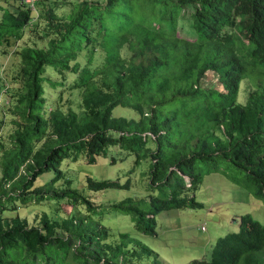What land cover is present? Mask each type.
<instances>
[{
  "label": "trees",
  "instance_id": "obj_1",
  "mask_svg": "<svg viewBox=\"0 0 264 264\" xmlns=\"http://www.w3.org/2000/svg\"><path fill=\"white\" fill-rule=\"evenodd\" d=\"M2 1L0 57L14 69L3 76L0 63V130L11 127L0 136V264H161L104 221L131 217L155 237L161 213L204 207L196 192L212 173L264 203V0ZM117 149L149 164L148 195L97 202L133 180L86 175L88 195L63 170L114 166ZM45 201L71 212L44 210L34 224L20 212ZM189 264H264V225L242 216Z\"/></svg>",
  "mask_w": 264,
  "mask_h": 264
},
{
  "label": "rangeland",
  "instance_id": "obj_2",
  "mask_svg": "<svg viewBox=\"0 0 264 264\" xmlns=\"http://www.w3.org/2000/svg\"><path fill=\"white\" fill-rule=\"evenodd\" d=\"M10 2L11 4L15 3V1ZM3 5L8 7L0 0V7ZM9 8L11 9V5H9ZM1 15L2 11L0 9ZM181 33L182 36L189 37L185 31H181ZM27 42H29L28 35L25 36L23 41L19 42L18 46H23ZM11 60L7 56L0 57V63L3 65V76H6L8 70L10 73L13 71L14 66H11ZM249 88H251V85L247 81L242 86L240 101L243 103L246 102L244 91ZM49 89L53 91V89ZM1 101L4 102L5 99H1ZM114 115L116 117H136L133 111L123 107L116 108ZM10 130L11 127L3 126L0 130V136H6L7 138ZM113 154L119 158L118 163L114 166L110 165L109 160L101 159L97 166H77L78 164L70 163L68 167V163H66L63 170L74 181L73 184L76 183L81 190L85 188L86 175L94 176L100 180L120 179L122 183H125L128 178L133 180L134 186L129 190H109L105 193L90 195V192L84 189L86 194L90 195V199L97 202H105L115 198V200L120 201L127 197H144L148 195L150 189L146 174L149 170V164L143 162L140 166H135V156L119 149L115 150ZM120 159L124 160L120 161ZM219 166L221 170L231 176L237 173L236 169L230 167L225 161H221ZM201 167L205 168L206 166L201 164ZM53 177L54 173L41 176L37 182V187H39L42 180H51ZM196 200L202 203L204 207L201 209H175L161 213L157 217L158 233L155 237L135 233L131 217L122 216L111 219L109 222L104 221V223L118 232L129 233L141 240L159 255L161 264H189L193 260L208 259L219 238L239 231L240 218L244 215H251L264 225V203L254 198L247 189L235 184L222 173H212L205 176L203 184L196 192ZM8 206L11 211L9 213L14 214L16 212L14 207L16 206L19 210L23 205L17 202L16 205L12 203ZM57 208L66 213L71 212V205L67 203L57 205L46 201L36 204L33 202L28 203L26 208L20 209V212L31 224H34L39 212L44 210L51 212V209L57 210ZM149 263L146 262L145 264Z\"/></svg>",
  "mask_w": 264,
  "mask_h": 264
},
{
  "label": "built area",
  "instance_id": "obj_3",
  "mask_svg": "<svg viewBox=\"0 0 264 264\" xmlns=\"http://www.w3.org/2000/svg\"><path fill=\"white\" fill-rule=\"evenodd\" d=\"M26 2L29 4H33L35 2V0H26Z\"/></svg>",
  "mask_w": 264,
  "mask_h": 264
}]
</instances>
